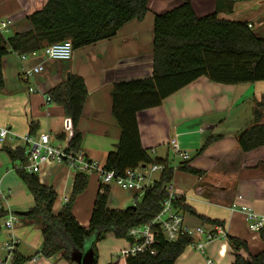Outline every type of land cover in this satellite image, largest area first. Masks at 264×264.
Instances as JSON below:
<instances>
[{
	"label": "crops",
	"instance_id": "0c3cea01",
	"mask_svg": "<svg viewBox=\"0 0 264 264\" xmlns=\"http://www.w3.org/2000/svg\"><path fill=\"white\" fill-rule=\"evenodd\" d=\"M47 1L0 0V23L10 21L6 30L10 36L5 38L29 31L31 26L27 16L40 10ZM163 1L150 0L148 12L142 20L125 23L111 39L73 51L72 58L64 62L63 66H54L48 63L50 60L44 61L43 58L22 61L16 53L8 52L1 63L3 85L0 88V127L8 128L15 138L7 139L9 144L0 151L22 148V142L18 139L29 134H48L54 143L69 141L72 134L69 118L60 105L47 101V98L49 90L64 83L69 75H76L82 78L87 90V99L76 127L81 134L80 151L89 161L103 165L107 154L115 151L120 137L119 126L111 111L113 85L151 76L154 16L186 0H170L168 6L163 5ZM216 1L190 0L199 18L212 14ZM218 16L227 21L245 22L250 25L249 29L255 36L264 39V0L237 1L230 12L224 9ZM39 63L44 67L43 72L31 80H24V69ZM263 101L264 81L226 86L201 77L166 98L159 107L137 114L142 147L148 151L151 159L167 160L173 167L170 181L172 192L193 212H182L185 225L204 228L215 225L200 221L196 215L220 223L227 236L246 243L247 252H239L245 257L260 252L263 244L260 237L248 231L244 215L231 212L230 205L240 195L243 205L264 215V147L243 153L237 144L236 135L253 125V114L257 109L261 115L259 122L264 124ZM259 104L262 106L258 108ZM59 135H63L64 139L59 140ZM210 136L220 138L199 152ZM171 141H175L179 150L190 155L189 161H176ZM182 163L198 173L179 170L178 166ZM11 164L5 151L0 152L1 178H11L14 185L20 184L16 173L9 167ZM76 173L81 172L64 165H44L34 173L41 184L52 187L57 196H62V203L56 205L55 202L53 206L54 213L59 212L67 202ZM99 187L101 185L96 176L93 180L89 178L86 190L73 204V216L82 227L88 226ZM107 188V208L110 210H124L133 206V198L138 199V194L115 186ZM121 193L129 195L118 197ZM14 194L9 190L6 201L15 198ZM0 196L3 199L2 194ZM78 200L86 207L82 204L77 206ZM26 207L20 204L14 209L25 212ZM7 209L0 205V217L12 214ZM2 224L0 219V226ZM5 235L4 241L0 242V264H12L15 256L31 258L22 264H66L59 255L45 259L39 254H24L22 244L17 239L12 257L8 259L4 250L8 233L5 232ZM125 243L127 247L126 240ZM4 251L6 257L3 259ZM33 257L36 259L34 262ZM209 259L213 264H232L233 254L229 244L223 240L217 241L204 253L187 247L175 264H206ZM104 264H125V259L120 257L116 263Z\"/></svg>",
	"mask_w": 264,
	"mask_h": 264
},
{
	"label": "trees",
	"instance_id": "16d2710c",
	"mask_svg": "<svg viewBox=\"0 0 264 264\" xmlns=\"http://www.w3.org/2000/svg\"><path fill=\"white\" fill-rule=\"evenodd\" d=\"M150 0H48L38 11L27 16L31 29L25 33L5 38L0 32V88L3 85L1 63L8 52L19 56L39 52L46 46L69 40L73 51L116 36L120 28L131 20H142L148 12ZM241 0H217L212 14L197 17L190 0L154 16L152 41V73L145 79L118 82L112 89V115L119 126L120 137L114 152L107 154L103 167L123 175L126 170L153 164L164 166L163 172L152 188L142 193L134 207L124 210L107 208L109 190L99 191L95 197L87 227L79 225L72 213L75 200L87 188L88 176L76 173L71 194L59 212L53 206L57 194L52 187L40 183L34 173L14 168L18 178L33 198L34 206L20 217L28 226L40 231L42 243L36 253L45 259L60 256L70 262L73 252H82L90 239L99 235L102 240L111 234L125 239L129 229L150 221L160 210L166 198L164 186L173 177L174 169L167 160L151 159L141 145L137 114L159 107L162 102L201 77L213 83L237 86L264 81V39L258 38L245 22L219 18L224 9L231 11ZM51 101L63 108L69 118L72 135L68 148L80 151L81 134L76 130L87 99L84 81L76 75L48 91ZM264 103V101H263ZM262 105H258V108ZM253 125L236 135L243 153L264 147V124L260 112L255 110ZM32 131V130H31ZM33 132V131H32ZM59 140L64 136L59 135ZM220 136H210L202 152ZM9 160L24 166L26 158L21 148L4 149ZM179 170L192 174L198 172L186 163ZM178 199L175 206L182 212H193ZM196 217L208 224H219L204 217ZM263 248L255 255L247 252L245 242L228 236L233 254L232 264H264V230L260 233ZM190 239L182 237L175 242L158 241L156 255L128 257L125 264H175ZM92 250L97 261V251ZM34 258V257H33ZM31 258L15 256L12 264H22Z\"/></svg>",
	"mask_w": 264,
	"mask_h": 264
},
{
	"label": "built area",
	"instance_id": "2783aa9c",
	"mask_svg": "<svg viewBox=\"0 0 264 264\" xmlns=\"http://www.w3.org/2000/svg\"><path fill=\"white\" fill-rule=\"evenodd\" d=\"M10 21L0 23V32L6 31ZM250 28V25H248ZM73 47L69 40L46 46L39 52H33L29 55H22L20 59L26 61L28 58H43L44 61H64L67 62L72 58ZM44 70L42 63L24 69L22 76L24 80H31L41 74ZM31 92L32 90L29 89ZM47 101H50L47 98ZM72 135V134H71ZM15 138L11 131L6 127H0V149L4 146L7 139ZM22 142V150L26 158L24 166L13 168L22 169L27 173H35L39 167L44 165H64L82 172L87 176H96L101 187L115 186L121 190L141 194L148 188H152L158 175L163 172L164 166L161 164L147 165L128 169L123 175H116L114 171H107L103 165L89 161L81 151H73L68 148V141L54 143L48 134H29L19 138ZM174 157L178 161L187 162L190 155L179 150L175 141L170 142ZM146 171V173H144ZM166 198L162 201L159 212L147 223L133 227L127 232V247L120 251L123 259L128 257H137L145 254L156 255L155 245L161 239L166 242H175L182 237H188L190 244L188 248L196 252L204 253L206 249L217 241L228 243L227 232L219 224L211 225L208 228L203 226L188 227L185 225L182 211L175 206L180 199L172 192L171 182L164 186ZM139 200L133 198V206ZM243 197L238 195L230 205L231 212H238L244 215L248 231L260 237L261 231L264 230V215L256 213L253 209L242 204ZM18 222V217L9 214L3 224L0 226V238L3 233H8V241L4 245L8 259H11L12 253L17 243L13 235L14 226ZM125 240V239H124ZM220 255H223L221 252ZM36 261L35 258L32 262ZM206 264H213L209 259Z\"/></svg>",
	"mask_w": 264,
	"mask_h": 264
},
{
	"label": "rangeland",
	"instance_id": "374dc122",
	"mask_svg": "<svg viewBox=\"0 0 264 264\" xmlns=\"http://www.w3.org/2000/svg\"><path fill=\"white\" fill-rule=\"evenodd\" d=\"M169 1L170 0H164L163 5L168 6ZM2 34L4 35V37L10 36V34L6 31H3ZM50 62L54 66L65 65L64 61H52V60H50L48 63H50ZM7 144H9V142H6L4 147ZM0 152L4 153V151H0ZM176 161L178 162V160H176ZM13 165L21 167L20 166L21 164L19 162H16V163L11 164L9 166L10 169H12V170H14ZM14 173H16L15 170H14ZM144 173H146V171H144ZM157 177H158V175H153V178L156 179ZM89 178H91L93 180L94 176H88V179ZM16 179L20 184L14 185L13 180L11 178L3 180L1 178V175H0V194H2V196H3V199H1V196H0V205L3 206L5 209H7V206H8L7 211H8V213H12V214H14V212H24L21 210L14 209V207L20 206V204H23V206H27L26 207L27 211L30 210L31 208H33V206H34L33 199L31 197V195L29 194L28 190H26V187L24 186V184L21 182V180L18 178V176L16 177ZM18 185H22V186H18ZM21 189H23V192H21ZM9 190H11L12 192H15V194H14L15 198H13L10 202H7L6 200L8 199L7 195L9 193ZM123 194L124 193H121L118 197L123 196L125 198L129 195L126 193L124 195ZM141 197H142V195L139 194L138 195L139 201H140ZM62 201H63L62 196H57L56 205H58L59 202L62 203ZM24 204H26V205H24ZM80 204H82V202H81V200H78L77 206ZM83 206H84V208L86 207L85 205H83ZM27 211H25V212H27ZM7 217H8L7 215H3L2 217H0V219L2 222H4ZM14 234H15V237L18 240V242H20L22 244L21 250L24 254H26V255L30 254L33 256L36 254V252H38L40 250V246L42 243V237H41L40 231L36 228H31L30 226L24 224L20 217H18V222L14 226ZM5 237H6L5 233H3V235L0 238V242L4 241ZM99 237H100L99 235L92 237L88 243V246L91 247V249H92L93 244L95 246V249L97 251V256H98V264H104L105 262L116 263L117 258L121 257V255L119 253L120 250L126 247L125 240L115 238L111 234L106 235L105 238L102 240H98ZM2 255H3V259H4L6 257V252L5 251L2 252ZM66 264H74V263L66 262Z\"/></svg>",
	"mask_w": 264,
	"mask_h": 264
},
{
	"label": "water",
	"instance_id": "95a60500",
	"mask_svg": "<svg viewBox=\"0 0 264 264\" xmlns=\"http://www.w3.org/2000/svg\"><path fill=\"white\" fill-rule=\"evenodd\" d=\"M14 214L17 217H24L27 212H15ZM70 261L74 264H96L95 254L89 246H87L82 252H73L70 256Z\"/></svg>",
	"mask_w": 264,
	"mask_h": 264
}]
</instances>
